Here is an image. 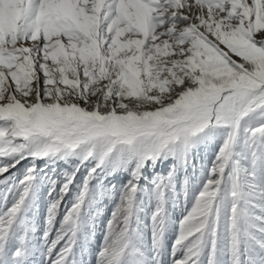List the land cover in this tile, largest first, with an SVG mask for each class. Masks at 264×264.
I'll use <instances>...</instances> for the list:
<instances>
[{
	"label": "snow or ice",
	"instance_id": "snow-or-ice-1",
	"mask_svg": "<svg viewBox=\"0 0 264 264\" xmlns=\"http://www.w3.org/2000/svg\"><path fill=\"white\" fill-rule=\"evenodd\" d=\"M0 264H264V0H0Z\"/></svg>",
	"mask_w": 264,
	"mask_h": 264
},
{
	"label": "rangeland",
	"instance_id": "rangeland-1",
	"mask_svg": "<svg viewBox=\"0 0 264 264\" xmlns=\"http://www.w3.org/2000/svg\"><path fill=\"white\" fill-rule=\"evenodd\" d=\"M209 154L207 153V152H205V161H204V163H207V156H208ZM198 166H199V162H198ZM21 171L23 170V167H24V165L22 164L21 166ZM62 170V169H61ZM113 183H116V181H113ZM43 199H44V201L46 202L47 200H48V197H47V195H45L44 197H43ZM179 211V210H178Z\"/></svg>",
	"mask_w": 264,
	"mask_h": 264
}]
</instances>
